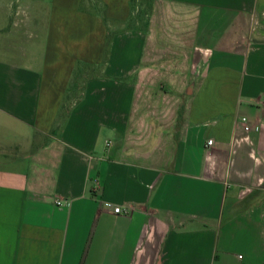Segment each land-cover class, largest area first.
Returning <instances> with one entry per match:
<instances>
[{
    "label": "crops",
    "instance_id": "obj_1",
    "mask_svg": "<svg viewBox=\"0 0 264 264\" xmlns=\"http://www.w3.org/2000/svg\"><path fill=\"white\" fill-rule=\"evenodd\" d=\"M149 6L0 0V264H264V0Z\"/></svg>",
    "mask_w": 264,
    "mask_h": 264
},
{
    "label": "built area",
    "instance_id": "obj_2",
    "mask_svg": "<svg viewBox=\"0 0 264 264\" xmlns=\"http://www.w3.org/2000/svg\"><path fill=\"white\" fill-rule=\"evenodd\" d=\"M260 105L264 109V95H262L261 98H260ZM241 123L244 126V129L246 131H249L250 130V125H249L248 119L246 117H242L241 118ZM208 145L209 146H212L213 145V140H209L208 141ZM56 204L58 206H60V205H62V202L58 201V202H56ZM104 207L107 208V209H111L115 214H123V213H126V211L122 207H120V206H113L110 203H104Z\"/></svg>",
    "mask_w": 264,
    "mask_h": 264
},
{
    "label": "trees",
    "instance_id": "obj_3",
    "mask_svg": "<svg viewBox=\"0 0 264 264\" xmlns=\"http://www.w3.org/2000/svg\"><path fill=\"white\" fill-rule=\"evenodd\" d=\"M134 1V7H138L139 8V12H140V17H144L145 14H147L149 11H151V7L149 6V1L150 0H141L142 3H140V0H133ZM139 1V2H138ZM148 6V8L144 9L142 8L143 6ZM110 40V39H109ZM183 113V108L180 109V113H179V119H178V125H179V120L181 119Z\"/></svg>",
    "mask_w": 264,
    "mask_h": 264
},
{
    "label": "rangeland",
    "instance_id": "obj_4",
    "mask_svg": "<svg viewBox=\"0 0 264 264\" xmlns=\"http://www.w3.org/2000/svg\"><path fill=\"white\" fill-rule=\"evenodd\" d=\"M139 2V1H138ZM140 3H142V1L140 0ZM142 8H144V9H146V8H148V6H143ZM139 16H141L140 15V12H138L137 14H136V19H138L139 18ZM140 23H141V21H140ZM141 24H143V23H141ZM93 71H87L86 73H85V76L87 77V78H89L90 76H92L93 75ZM78 87H77V90H76V92L80 95V93L82 92V90H83V82H79L78 84H76Z\"/></svg>",
    "mask_w": 264,
    "mask_h": 264
}]
</instances>
